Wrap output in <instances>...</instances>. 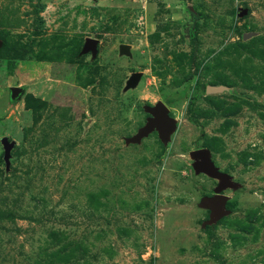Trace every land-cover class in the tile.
Segmentation results:
<instances>
[{"label":"rangeland","instance_id":"374dc122","mask_svg":"<svg viewBox=\"0 0 264 264\" xmlns=\"http://www.w3.org/2000/svg\"><path fill=\"white\" fill-rule=\"evenodd\" d=\"M0 40V264H264V0H0Z\"/></svg>","mask_w":264,"mask_h":264},{"label":"water","instance_id":"95a60500","mask_svg":"<svg viewBox=\"0 0 264 264\" xmlns=\"http://www.w3.org/2000/svg\"><path fill=\"white\" fill-rule=\"evenodd\" d=\"M96 39H88L86 47L95 49ZM3 45V41L0 40V48ZM124 51L129 50L128 45H122ZM141 78L140 72H134L128 81V87L135 85ZM224 87L218 86H209L207 87L208 93L221 91ZM12 97L17 98L22 92L21 87H12ZM148 112L151 114L148 124L143 127L140 132L137 134L135 140L139 141L143 136L148 135L155 129H158L163 138H168L170 131L175 126L174 118L170 115V110L168 106L160 101L156 105L148 107ZM2 144L5 149V156L8 159L10 157L11 149L13 143L9 141L7 136H4L2 139ZM196 158L195 167L198 172H206L213 176H216L221 179V184L217 189V192L212 196H207L203 202V205L212 209L211 217L207 221V224L217 223L224 216L229 213V210L225 208V203L228 199L226 194L221 193V191L232 184L231 176L224 171H221L216 167L209 157V149L199 148L192 152Z\"/></svg>","mask_w":264,"mask_h":264},{"label":"trees","instance_id":"16d2710c","mask_svg":"<svg viewBox=\"0 0 264 264\" xmlns=\"http://www.w3.org/2000/svg\"><path fill=\"white\" fill-rule=\"evenodd\" d=\"M44 7H45V5H42V9H44ZM188 78H190V77H188ZM172 100H173V99H172ZM192 121H195V122H196V119L193 118ZM59 234H60V233H59L58 231H54V232H53V235H55L56 237H58ZM57 254H58L59 256L62 254V248L58 250ZM66 262H71V257H70V255H68ZM79 264H81V263H79ZM82 264H86V263H82Z\"/></svg>","mask_w":264,"mask_h":264}]
</instances>
